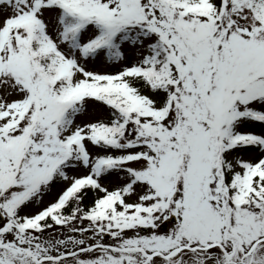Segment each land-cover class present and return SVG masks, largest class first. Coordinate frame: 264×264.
<instances>
[{
  "label": "snow or ice",
  "instance_id": "obj_1",
  "mask_svg": "<svg viewBox=\"0 0 264 264\" xmlns=\"http://www.w3.org/2000/svg\"><path fill=\"white\" fill-rule=\"evenodd\" d=\"M0 264H264V0H0Z\"/></svg>",
  "mask_w": 264,
  "mask_h": 264
}]
</instances>
